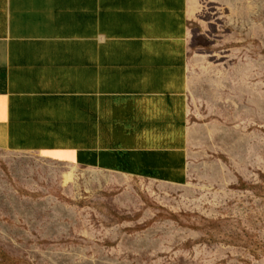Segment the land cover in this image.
Segmentation results:
<instances>
[{"label": "rangeland", "instance_id": "374dc122", "mask_svg": "<svg viewBox=\"0 0 264 264\" xmlns=\"http://www.w3.org/2000/svg\"><path fill=\"white\" fill-rule=\"evenodd\" d=\"M226 2L189 4L188 183L0 151V264H264V0Z\"/></svg>", "mask_w": 264, "mask_h": 264}, {"label": "crops", "instance_id": "0c3cea01", "mask_svg": "<svg viewBox=\"0 0 264 264\" xmlns=\"http://www.w3.org/2000/svg\"><path fill=\"white\" fill-rule=\"evenodd\" d=\"M189 4L0 0V151L187 184Z\"/></svg>", "mask_w": 264, "mask_h": 264}, {"label": "bare ground", "instance_id": "6f19581e", "mask_svg": "<svg viewBox=\"0 0 264 264\" xmlns=\"http://www.w3.org/2000/svg\"><path fill=\"white\" fill-rule=\"evenodd\" d=\"M72 168H77V167L76 166H72ZM61 177H62V180H63L64 184H66V185H67V183H69V182L74 180L73 179V175H72L71 172L63 173Z\"/></svg>", "mask_w": 264, "mask_h": 264}]
</instances>
